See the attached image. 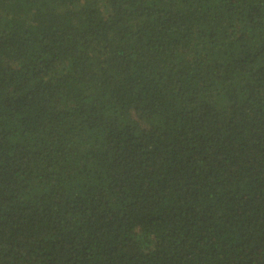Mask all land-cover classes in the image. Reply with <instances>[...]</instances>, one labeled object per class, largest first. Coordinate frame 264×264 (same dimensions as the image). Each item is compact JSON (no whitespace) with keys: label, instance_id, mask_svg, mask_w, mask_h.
Returning a JSON list of instances; mask_svg holds the SVG:
<instances>
[{"label":"trees","instance_id":"1","mask_svg":"<svg viewBox=\"0 0 264 264\" xmlns=\"http://www.w3.org/2000/svg\"><path fill=\"white\" fill-rule=\"evenodd\" d=\"M0 264H264V0H0Z\"/></svg>","mask_w":264,"mask_h":264}]
</instances>
